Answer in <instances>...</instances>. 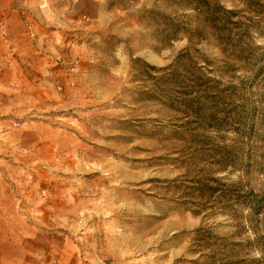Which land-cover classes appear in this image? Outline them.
<instances>
[{"label": "rangeland", "instance_id": "obj_1", "mask_svg": "<svg viewBox=\"0 0 264 264\" xmlns=\"http://www.w3.org/2000/svg\"><path fill=\"white\" fill-rule=\"evenodd\" d=\"M218 2L235 50L177 0H0V264L264 254V0Z\"/></svg>", "mask_w": 264, "mask_h": 264}, {"label": "trees", "instance_id": "obj_2", "mask_svg": "<svg viewBox=\"0 0 264 264\" xmlns=\"http://www.w3.org/2000/svg\"><path fill=\"white\" fill-rule=\"evenodd\" d=\"M184 7H188L194 11L193 18L197 24L194 27L188 26L186 22H182V31L187 35L189 43L194 41H202L207 39L214 40L223 49H236L239 46L240 35L236 32L235 26L239 21L232 20L235 16L233 10L225 8L218 0H177ZM179 60V59H178ZM208 78L203 82V85L196 84V92L194 96H187L183 100L184 103H201V99L205 95V88L209 84ZM203 89V90H202ZM185 109L191 110L184 105ZM192 111V110H191ZM196 113V112H194ZM198 114V113H196ZM199 115V114H198ZM215 188H212V191ZM250 196L246 195V201L252 205V213L260 210L264 203V195L254 194L249 192ZM239 264H264V254L250 261L243 259Z\"/></svg>", "mask_w": 264, "mask_h": 264}]
</instances>
